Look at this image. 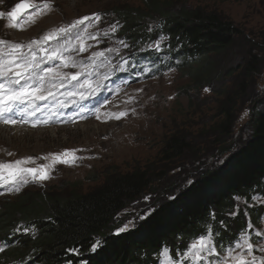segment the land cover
<instances>
[{
	"label": "trees",
	"instance_id": "16d2710c",
	"mask_svg": "<svg viewBox=\"0 0 264 264\" xmlns=\"http://www.w3.org/2000/svg\"><path fill=\"white\" fill-rule=\"evenodd\" d=\"M173 1L144 0L142 8L126 5L98 11L97 31L109 29V42L121 54L117 60L109 56L102 62L113 65V61H126L127 70L133 71L134 65L147 60L179 68L198 85H210L225 75L220 61L245 39L249 45L244 64L228 71V75L236 74L237 88L234 92L223 88L225 99L217 107L211 125L200 135L207 136L213 147L228 155L171 197V189L164 188L151 211L123 231H118L123 224L121 213L146 193L154 194L165 169L158 170L153 163L125 172L110 167L102 171V182L87 192H79L77 183H68L64 192L26 188L13 198L1 196L0 264H160L163 246L171 249L170 254L183 252L194 238L206 233L208 225L215 234L213 242L220 245L218 254L233 251L237 247L227 246L247 237L252 242L261 238L264 106L253 105L250 109L249 137L236 149L227 144L234 134L239 101L249 91L247 82L262 66V45L247 39L242 29L217 10L174 6ZM161 36L167 39L159 41ZM108 40L105 37L104 44ZM121 69L113 65L110 76L103 78H121ZM191 137V133L179 130L170 133L157 164L167 166L198 156L204 144H197Z\"/></svg>",
	"mask_w": 264,
	"mask_h": 264
},
{
	"label": "rangeland",
	"instance_id": "374dc122",
	"mask_svg": "<svg viewBox=\"0 0 264 264\" xmlns=\"http://www.w3.org/2000/svg\"><path fill=\"white\" fill-rule=\"evenodd\" d=\"M21 2L24 0H0V12L5 13L0 17V40L7 42L0 44V49L5 54L9 52L10 44L27 45L32 40H40L45 34L66 27L86 15L93 17L100 10L126 5L144 7V0H28L30 6L12 21L7 13ZM173 4H184L189 9L201 6L217 10L242 29L247 39L262 45V49L258 50L263 58L262 66L247 82L250 88L248 87L249 91L239 101L234 134L227 144L231 149H236L251 133L250 109L253 105L258 108L264 106V0H176ZM45 5L48 7L45 8ZM13 23L18 27H12ZM84 28L85 25H80L71 33L33 48L40 58L45 53L39 51V47H68L70 51L65 54L72 56L78 66L58 70L68 73L83 70L92 75L79 78L80 83L87 80L84 88H73V85H78L77 81L53 88L57 99L38 101L35 115L19 110L17 115L15 111L12 114L18 121L16 124L0 122V164L14 165L17 160H21L24 163L19 165L20 168L45 166L50 177L43 181L26 173L9 177V172L14 169H0V175L5 180L0 182V197L8 195L13 198L26 188L64 192L68 183H77L79 192H87L102 182V171L106 168L116 167L125 172L147 163L156 164L158 170L165 169V176L153 190L156 192L146 193L120 215L123 219L121 229L134 221L129 228L140 220L138 217H144L150 212L156 197L164 188L171 189L170 194L168 193L171 197L205 169L220 164L228 155L222 154L217 146L213 147L212 140L207 136L204 138L200 135L203 128L211 125L216 117L217 107L225 99L221 95L223 88L226 91L237 88L234 85L237 81L236 74L228 75V71L244 64L249 43L245 39L238 41V46L229 52L224 61H220L219 67L225 75L210 82V85L207 82L198 85L179 68L162 67L147 60L134 65L133 71L127 70L126 61L121 64L113 61V65L121 66L119 75L123 77L116 76L105 80L104 75L110 76L113 65L102 61L109 60V56L117 60L121 54L109 42L112 41L109 29L97 31V21H93L86 32L82 31ZM105 37L109 39L106 44ZM81 45L87 49L83 53L78 52ZM104 45L110 47L103 48ZM109 49L112 51H108ZM21 51L29 50L24 47ZM101 51L104 56H92V53ZM42 66L48 67L49 63ZM73 91L83 92L87 98L80 100L79 95L69 96L68 93ZM29 110L31 111L30 106ZM178 130L191 133V139H196L197 144L203 143L201 152L196 157L167 166L157 164L164 140L170 133ZM206 146L211 148L204 151L203 147ZM66 151L71 155L64 156ZM73 157L76 158L74 162H61L72 161ZM258 202L263 203L261 200ZM258 233L261 238L254 242L247 237L241 242V247L219 254L223 264H235L238 254H242L249 261L255 256L256 264H260L261 259H264V251L259 250L264 247V216ZM247 241L253 246L252 255H248ZM180 253L183 254L182 251ZM170 256L176 257L177 250Z\"/></svg>",
	"mask_w": 264,
	"mask_h": 264
},
{
	"label": "snow or ice",
	"instance_id": "6c2138e0",
	"mask_svg": "<svg viewBox=\"0 0 264 264\" xmlns=\"http://www.w3.org/2000/svg\"><path fill=\"white\" fill-rule=\"evenodd\" d=\"M29 6L28 0L17 3L12 10L7 13V16L12 21H15L21 15L22 11ZM44 7L47 8L48 5H45ZM4 15V12H0V17H3ZM29 19H31V17H29ZM99 19V13L94 14L93 17L86 15L81 19L73 21L66 27H60L51 33L45 34L40 40H32L31 43L27 45L19 43L10 44V50L7 54L0 49V122L5 124H16L18 121L12 115H9L13 113L16 108H19L20 111L28 115H35L38 101H46L50 98L52 100L57 99L55 92L52 91L53 88L64 87L66 83H71L72 81L78 82V85H73V88H84L85 84H87V80L80 83L79 78L83 75L90 76L92 73H85L83 70L76 73H68L58 70V68H75L78 66V62L74 60L72 56L65 54L70 51L68 47L60 46L52 49L39 47V51L45 53V56L40 58L37 57L36 51H33V48L34 46H41L50 40H56L60 36L71 33L73 30L78 29L80 25H85V28L82 31L86 32L87 28L92 26L93 21H99ZM85 22H88V24H85ZM11 26L18 27L15 23ZM112 29L115 31L116 25H113ZM77 35L79 36V32ZM165 39L167 38L161 36L159 41ZM159 41L156 42V51L158 52L160 51ZM6 43V41L0 40V44ZM24 47H27L29 51H21ZM86 50L87 49L81 45L78 52L83 53ZM108 51H112V49H109ZM92 56L102 57L104 56V52H94L92 53ZM56 62H59V64L57 65ZM44 63H49V66L43 67L42 65ZM68 95H79L80 100L87 98L83 92L77 93L76 91H73L68 93ZM59 103L63 105L62 101ZM29 106L31 111L29 110ZM44 122L47 123V121ZM69 155H71V153L68 151L64 153V156L66 157ZM75 159L76 158L73 157L72 161L61 160V162H74ZM22 163H24V161L17 160L14 165L0 164V169H14V171L9 172V177L26 173L30 174L34 179H39L41 181L50 178L45 166H41L40 168H20L19 165ZM0 182H5L3 175H0ZM16 190L18 191L19 189ZM145 199L148 198L146 197ZM255 199L256 197L254 196L253 200ZM212 215L214 216V214ZM138 218L142 219L144 217L142 216ZM133 223L134 221H130L129 225ZM221 224H223V222H221ZM129 225H125L124 228L118 231L126 230ZM214 235L212 226L208 225L206 233H201L199 237L194 238L183 251L182 255L180 251L177 250V256L174 258L170 256L171 249L167 246H163L160 256L168 259L161 260L160 264H185V261H187V264H198V262L201 261L203 264H223V260L217 252L220 245L213 242ZM241 246V243L237 241L235 244L227 247L232 248ZM93 250H95V246L93 247ZM259 250L264 251V247H261ZM0 251H3L2 247H0ZM247 251L248 255H252L253 246L251 243L247 244ZM209 257H212V259L209 260ZM256 261L257 258L255 256L249 261L245 259L242 254H238L235 258V264H256ZM260 264H264V259H261Z\"/></svg>",
	"mask_w": 264,
	"mask_h": 264
},
{
	"label": "bare ground",
	"instance_id": "6f19581e",
	"mask_svg": "<svg viewBox=\"0 0 264 264\" xmlns=\"http://www.w3.org/2000/svg\"><path fill=\"white\" fill-rule=\"evenodd\" d=\"M91 99V98H90ZM0 130H1V125H0Z\"/></svg>",
	"mask_w": 264,
	"mask_h": 264
}]
</instances>
